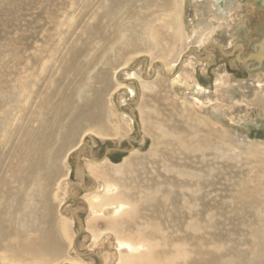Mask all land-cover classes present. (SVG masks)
I'll return each instance as SVG.
<instances>
[{
    "label": "rangeland",
    "instance_id": "obj_1",
    "mask_svg": "<svg viewBox=\"0 0 264 264\" xmlns=\"http://www.w3.org/2000/svg\"><path fill=\"white\" fill-rule=\"evenodd\" d=\"M83 1L86 0H16L15 6L0 12V57L11 56L18 48H23L22 54L26 50V56L38 54L45 44L52 42L60 46L61 53L72 44V38L79 34L85 21L89 28L114 41L115 27L123 22L125 30L123 29L119 38L121 46L129 37L127 19L132 17L130 22L136 19L133 23H140L149 14L148 10L146 13L145 9L141 10L145 0H87L88 8ZM210 2L211 0H178L181 5L177 9L181 14L179 29L183 39H177L174 44H164L165 47L163 45L156 51L148 50L141 44L125 47L122 51L125 55L121 56V53L117 54L120 52L117 43L108 56H103L101 50H98L103 47V43L98 42L90 55L99 58L95 57L97 60L90 67L88 60L81 64L83 69L87 68L81 80L84 87L81 95L85 100H91L95 121L82 124L80 131L67 141L60 157L59 172L52 185L47 186V202L41 206L52 218H59L56 226L61 225V232H65L63 249L54 258L53 264H120L121 256L127 255V250L119 247V240H127V224L121 226L123 222L114 221L126 217L127 208L124 213L115 214V206H102V210V204H96L93 198L94 195H104L107 183L104 173L112 175V181L118 188L115 194L125 196L122 198L125 203L127 170L129 174L130 171L134 174L133 180L151 174V189L144 191L142 201H156L163 181H168L167 186L174 189H179L181 182L201 181L203 171L209 163L221 167L224 165L226 168L223 177L218 176L214 169L209 171L212 181L221 185L226 195L232 191L235 180L243 177L264 178V113L255 105L260 93L264 95V61L262 64L259 63L260 60L249 63L253 57L259 58L264 54V8L258 1L261 7L259 9L263 12L246 17H253V21L244 26H241L240 21L244 14H248L238 10L237 16L222 20L224 26L213 29L212 38L208 40L209 30L216 22L214 13L210 11ZM100 3H103L101 10L94 18H90L93 9ZM48 9L55 15V20L51 23L47 20ZM140 11L142 15L138 13ZM169 15L160 23L165 22L170 31L172 24V29L174 27V18L172 15L171 18L168 17ZM100 36H91L88 44L92 45ZM258 44L261 49L257 48ZM209 47L214 49L206 53L204 49ZM125 50L127 51L124 53ZM187 50L191 51L184 57L182 67L181 64L175 66L179 57ZM221 51H235V54L226 57ZM195 53L204 58L202 62ZM113 56H117V59L108 63L107 58ZM119 56L123 58L120 59ZM101 57L102 60H99ZM119 69L122 70L117 71L114 76ZM178 73L179 78L173 80ZM62 79L64 77L60 75L55 77L60 82ZM117 81L122 84L121 87L117 86ZM199 86L204 90L200 91ZM61 97L56 98L55 102H60ZM178 130L190 134L193 142L203 135L213 137L215 144L209 152L211 155L196 146L190 148L185 144L184 152L177 155L174 158L176 160L165 159L166 163H162L165 167L154 165L158 155L163 152L157 139L174 138L175 131ZM209 131H215L217 135L213 136ZM220 135L222 138L218 137ZM81 145L85 152L79 154L75 149ZM109 149L129 152L112 151L106 154ZM78 158V167L83 168L87 175L93 174L98 179L96 187L87 175L80 174L76 169ZM90 166L97 169L95 173L90 172ZM78 186L91 190L83 191ZM214 199L215 194L205 202L209 204ZM134 207L142 206L138 203ZM206 216V221L212 223L214 214ZM225 217L227 218L221 222V227H213L214 233L205 230L200 234L209 236V242L221 244V257L225 264H264V239L257 241L256 236L259 227L249 220H239L240 217H235L231 212ZM116 223L121 224L117 229L113 226H118ZM179 224L183 227L198 223L185 220ZM261 228V233L264 234V225ZM181 238L180 236V241ZM213 248L209 246L207 250L210 252ZM77 251L80 255H92L81 257Z\"/></svg>",
    "mask_w": 264,
    "mask_h": 264
},
{
    "label": "bare ground",
    "instance_id": "obj_2",
    "mask_svg": "<svg viewBox=\"0 0 264 264\" xmlns=\"http://www.w3.org/2000/svg\"><path fill=\"white\" fill-rule=\"evenodd\" d=\"M50 1L59 2L61 0ZM70 3L73 5L72 2ZM83 4L88 8L89 1H83ZM102 4H98L93 9L90 18L97 15ZM15 5L16 0H0V12ZM179 5L178 0H145V5L141 7V10L145 9V13L148 10L149 14H145L146 16L142 18L140 23H133L136 19L130 22L131 16L127 19L129 20L127 23L129 37L127 36V42L124 39L126 43L123 45L121 43V46L119 45V38L124 29L123 22L115 27L114 41L112 38L99 34L97 30L89 28L85 21L81 30H78L79 34L72 38V44L63 49L61 53H59L60 46L52 42L45 44L38 54L26 56V50L22 54L23 48H18L13 55L0 57V264H53L54 258L63 249L65 232H61V223L59 224L60 227L56 226V220L59 218L55 220L44 212L41 206L47 202L46 189L47 186L52 185L56 174L59 172L60 157L67 141L80 131L82 124L95 121V114L91 111V100H85L81 95L84 88L81 80L87 70V68L86 70L83 69L81 64L88 60L90 67L97 60L94 58L98 56L92 57L90 53L95 50L98 42L103 43V47L98 49L101 50L100 53L103 56L109 54V51L117 43L116 46H120V52L118 51L117 54L121 53V56L125 55L122 53L125 47L141 44L148 50L156 51L164 44L168 45L172 42L174 44L177 39L180 40L183 37L180 36L179 29L181 20V14L178 11ZM259 5L263 9L264 0H211L209 7L210 11L214 13L216 22L209 30L208 40L212 38L213 29L224 26V23H221L222 20L231 19L234 15L237 16V11L240 9L248 14L247 16L243 15V19L240 21L241 26L249 24L253 17L247 19L246 17L263 12L259 9ZM46 13L48 22H53L55 15L50 13L49 9ZM138 13L140 14L141 11ZM168 14L174 18V27L172 29V24L171 32L165 22L160 23V21L165 20ZM96 34L101 35L100 38H96L95 43L89 45L88 39L94 35L96 37ZM213 46L221 50L219 46L214 44ZM214 47L206 48L204 51L208 53L207 51L214 49ZM262 48L264 51V46ZM190 51L187 50L183 53L175 66L181 64L182 67L184 57ZM221 52L226 57L235 54V51L232 53ZM195 54L198 60L204 59L197 53ZM117 56L107 58V62L116 60ZM99 60H102V57ZM239 60L244 62L242 58ZM250 60L249 63L260 60L259 63L262 64L264 54L259 58L253 57ZM121 70H116L114 76L117 71ZM56 75L64 77L63 83L62 80L61 82L55 80ZM179 76V73L174 75L173 80L178 79ZM121 85V83H117L118 87ZM199 90L203 91L204 88L199 86ZM59 97H61L60 102H55V99ZM255 105L264 113L263 94L260 93L257 97ZM175 132L174 138L159 137L157 139L160 141L163 152L160 156L158 155L154 165L158 164L165 167L162 164L166 163L165 159L176 158L177 155L184 152L183 146L185 144L190 148L196 146L208 154L215 144L213 137L203 135L193 142L192 136L190 137L187 132L181 130ZM209 132L213 136L217 135L215 131ZM81 148L82 145L76 148L75 152L78 151L79 154L85 152V149ZM112 150L115 151L116 149ZM79 162L80 158L77 159L76 169L80 174L87 175L83 172V168L78 167ZM223 166L213 163L207 164L201 181L178 183L180 184L179 189L169 188L167 186L168 181L161 182V192H157L156 201H142L144 191L151 189V174L133 180L134 174H131V171L129 174L127 170V203L122 200L125 196L115 194L118 188L112 181V175L104 173L107 182L104 195H94L95 203L102 204L101 208L102 206L104 208L115 206V214L124 213L127 208L126 217L114 220L124 224L116 223L118 226L113 225L117 229L120 225L127 224V240H119V247L126 249L127 255L121 256L120 264H225V260L221 257V244L209 242V236H203L200 233L205 230L213 231L216 226L221 227V222L227 218L225 216L229 212L235 217H240L239 220H249L258 226L259 229L256 230L257 241L263 240L264 234L261 233L262 230L260 229L264 225V178L244 179L243 177L235 180L232 191L226 195L224 188L212 181V176L209 174V171L214 169L218 176L223 177L226 172V168ZM89 170L91 173H95L97 169L90 166ZM87 176L96 187L98 179L93 174ZM85 190L90 191L91 189H83V191ZM214 194L213 202L206 204V199ZM180 195L182 196L179 197ZM138 203L142 206L141 208L134 207ZM212 213L214 219L210 223L206 221V215ZM75 217L80 220L77 215ZM185 220H194L198 224L180 227L179 223ZM216 223L219 225H215ZM180 236L182 237L181 241ZM76 239L74 246H76ZM209 246L214 247L210 252L207 250ZM230 254L228 253V255ZM78 255L86 257L92 254L80 255L78 253ZM77 263L67 262L64 264Z\"/></svg>",
    "mask_w": 264,
    "mask_h": 264
},
{
    "label": "water",
    "instance_id": "obj_3",
    "mask_svg": "<svg viewBox=\"0 0 264 264\" xmlns=\"http://www.w3.org/2000/svg\"><path fill=\"white\" fill-rule=\"evenodd\" d=\"M262 42H264V40L262 41ZM259 46V44L257 45V48H259L258 47ZM259 49H261V48H259ZM260 65V64H259ZM261 66V65H260ZM113 150L112 149H109L108 151H107V153L106 154H109L110 152H112ZM115 151H124V150H118V149H116ZM124 152H129V150H126V151H124ZM79 161V160H78ZM80 189H84L83 187H79Z\"/></svg>",
    "mask_w": 264,
    "mask_h": 264
}]
</instances>
